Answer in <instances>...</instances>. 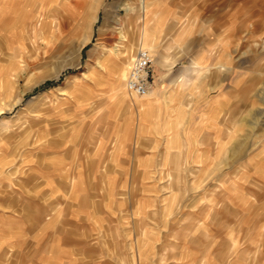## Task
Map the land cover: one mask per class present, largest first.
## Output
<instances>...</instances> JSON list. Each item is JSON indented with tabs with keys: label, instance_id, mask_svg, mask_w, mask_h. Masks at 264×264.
Returning <instances> with one entry per match:
<instances>
[{
	"label": "rangeland",
	"instance_id": "374dc122",
	"mask_svg": "<svg viewBox=\"0 0 264 264\" xmlns=\"http://www.w3.org/2000/svg\"><path fill=\"white\" fill-rule=\"evenodd\" d=\"M44 1L0 46V264H264V0ZM142 3L140 120L110 72Z\"/></svg>",
	"mask_w": 264,
	"mask_h": 264
},
{
	"label": "crops",
	"instance_id": "0c3cea01",
	"mask_svg": "<svg viewBox=\"0 0 264 264\" xmlns=\"http://www.w3.org/2000/svg\"><path fill=\"white\" fill-rule=\"evenodd\" d=\"M44 2H45L44 0H1L0 1V46L6 44L16 52L20 47V45L23 43L24 39L33 36L37 30V25L41 24V21L45 14L43 13L45 11V10L43 11ZM147 15H148L147 9L142 3L140 12L137 15V19L141 22V24L139 25V35H138L136 47L142 46L149 49L151 53L152 52L156 53V55L160 57L159 59L157 58V62L160 65H163L167 63L169 60L166 56H163L156 50L154 40L150 36L149 31L146 27L145 21L147 19ZM83 42L84 41H81V43H79L77 47L80 48ZM121 47L125 50V54L114 59L113 65H115L116 70L114 72H110L111 81H114V86H111V90L113 91V96L119 98V101L120 100L123 101L125 97L124 95L126 91L124 92V90L120 87V81L124 80L125 78V77L123 78V75H125L124 73L126 72L125 71L126 67L131 60L132 48H133L132 45L130 44L127 45L125 43L124 44L122 43ZM46 53L48 54V52ZM44 56L46 55H43V57ZM32 66H37V62L32 63L31 67ZM179 81H185L184 75L181 76ZM156 82L159 81L152 80L150 91L146 96L136 98L135 100L131 99L130 101H128L129 107L139 109L138 119L140 120L142 119L144 113L143 110L149 109V107L152 104V100H150V97L154 96L153 93L156 91L154 84ZM118 87L119 90L117 89ZM156 100L159 101L161 100L159 99V95H157ZM186 145L187 144H185V148L187 147ZM204 148L209 149L211 147H209V145H206V147ZM239 209L240 208L237 207L236 210L238 211Z\"/></svg>",
	"mask_w": 264,
	"mask_h": 264
},
{
	"label": "built area",
	"instance_id": "2783aa9c",
	"mask_svg": "<svg viewBox=\"0 0 264 264\" xmlns=\"http://www.w3.org/2000/svg\"><path fill=\"white\" fill-rule=\"evenodd\" d=\"M153 55L149 49L139 47L126 72L124 83L128 93L144 96L152 84Z\"/></svg>",
	"mask_w": 264,
	"mask_h": 264
},
{
	"label": "bare ground",
	"instance_id": "6f19581e",
	"mask_svg": "<svg viewBox=\"0 0 264 264\" xmlns=\"http://www.w3.org/2000/svg\"><path fill=\"white\" fill-rule=\"evenodd\" d=\"M125 74V73H124ZM125 77V75H123V78ZM124 89H125V87H124ZM125 91H126V89H125ZM149 93V92H148ZM147 95V94H146ZM146 95H144V96H146ZM138 97H143V96H138Z\"/></svg>",
	"mask_w": 264,
	"mask_h": 264
}]
</instances>
